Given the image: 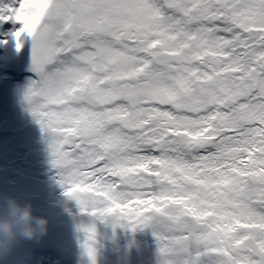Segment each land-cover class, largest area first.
<instances>
[{
    "label": "snow or ice",
    "instance_id": "1",
    "mask_svg": "<svg viewBox=\"0 0 264 264\" xmlns=\"http://www.w3.org/2000/svg\"><path fill=\"white\" fill-rule=\"evenodd\" d=\"M7 24L82 213L151 227L160 264H264V0H11Z\"/></svg>",
    "mask_w": 264,
    "mask_h": 264
},
{
    "label": "bare ground",
    "instance_id": "2",
    "mask_svg": "<svg viewBox=\"0 0 264 264\" xmlns=\"http://www.w3.org/2000/svg\"><path fill=\"white\" fill-rule=\"evenodd\" d=\"M10 2L0 0V5ZM18 27L0 25V133L5 132L13 139L17 138V129L30 124L39 126L30 106L21 97L26 89L17 90L21 88L20 79L25 82V79L34 77L31 71V38L25 37L24 48L18 52L11 35ZM5 40L7 43H3ZM17 75H20L19 80H16ZM1 144L0 139V196L9 195L11 188L32 186L34 181L45 184V180L39 178L40 174L49 173H55L56 179L48 183V197L54 190L56 194L65 195L59 171L52 166L51 158L40 162L45 157H30L29 161L25 157L26 165L21 167L18 160L11 163L5 158ZM45 152L50 153L49 149ZM13 155L20 157L18 152ZM31 200L28 198L25 201ZM37 213L43 215V211ZM48 221L50 230L47 235L39 241H22L11 254L0 259V264H92L83 247L85 236L81 228L84 226H94L96 230L95 264H160L158 244L151 227L133 231L124 222L117 223L111 218L97 220L82 213L80 208L71 211L64 222L52 225L53 221Z\"/></svg>",
    "mask_w": 264,
    "mask_h": 264
},
{
    "label": "rangeland",
    "instance_id": "3",
    "mask_svg": "<svg viewBox=\"0 0 264 264\" xmlns=\"http://www.w3.org/2000/svg\"><path fill=\"white\" fill-rule=\"evenodd\" d=\"M31 79H35V76L32 78L25 79L23 82L21 79L19 80V86L21 88H17V90H25L29 86ZM24 99V94L21 96ZM17 138L6 135L5 132L0 133L1 139V147L5 151V158L9 159V162H14L18 160V163L21 167L26 165L25 157L27 160H30V157H45L43 160H49L50 153L45 152L49 149V144L46 136H43V131L39 126H34L30 124L26 127H22L21 129H17ZM16 137V134L14 135ZM47 146V147H46ZM18 152L20 157H16L13 154ZM56 175L55 173L49 174H40L42 180H45V184H40L39 181H34L32 186L22 187L18 189L11 188V195H19L18 198L22 200H27L31 198L30 203L34 205L35 212L34 214L37 216L38 211H43L42 217L47 218L48 220L53 221L51 224L56 225L60 222H64L66 220V216L71 212L80 208L78 204H74L67 198L64 194H56L55 190L51 192V196L48 197V183L54 182ZM50 230V229H48ZM61 236V235H60ZM6 258V257H5Z\"/></svg>",
    "mask_w": 264,
    "mask_h": 264
},
{
    "label": "clouds",
    "instance_id": "4",
    "mask_svg": "<svg viewBox=\"0 0 264 264\" xmlns=\"http://www.w3.org/2000/svg\"><path fill=\"white\" fill-rule=\"evenodd\" d=\"M34 205L14 195L0 196V259L25 240H41L48 233L47 218L34 214Z\"/></svg>",
    "mask_w": 264,
    "mask_h": 264
}]
</instances>
